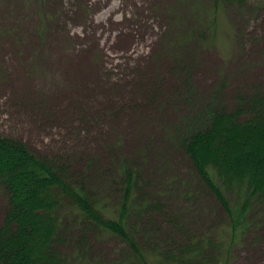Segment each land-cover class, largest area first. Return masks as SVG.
Returning a JSON list of instances; mask_svg holds the SVG:
<instances>
[{
	"label": "rangeland",
	"instance_id": "obj_1",
	"mask_svg": "<svg viewBox=\"0 0 264 264\" xmlns=\"http://www.w3.org/2000/svg\"><path fill=\"white\" fill-rule=\"evenodd\" d=\"M255 96L264 97V0H0V140L65 168L108 217L123 195L119 168L133 170L140 210L129 226L149 248L177 236L169 217L197 236L231 223L178 133L211 106L233 112ZM146 199L161 213L139 207ZM5 210L0 193V225ZM247 220L227 264H264V204ZM68 225L64 264H143L113 235Z\"/></svg>",
	"mask_w": 264,
	"mask_h": 264
},
{
	"label": "trees",
	"instance_id": "obj_2",
	"mask_svg": "<svg viewBox=\"0 0 264 264\" xmlns=\"http://www.w3.org/2000/svg\"><path fill=\"white\" fill-rule=\"evenodd\" d=\"M238 107L227 112L211 106L199 115L202 119L185 123L193 124L190 131L178 133L197 178L231 223L216 236H197L179 218H166L177 236L161 244L150 238L151 250L136 240L129 226V214L140 210L133 170L126 165L119 168L123 195L114 216L108 217L97 204L96 192L70 183L65 168L35 157L20 143L0 140V193L6 198L0 264H64L66 256L58 245L68 223L71 228L84 224L89 231L113 235L143 264H202L212 255L214 264H227V251L242 244L250 227L251 206L264 204V97L255 96ZM115 184L113 180L100 191L108 193ZM162 206L146 199L139 207L150 214L161 213ZM43 256L47 259L42 263Z\"/></svg>",
	"mask_w": 264,
	"mask_h": 264
}]
</instances>
